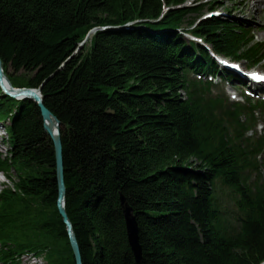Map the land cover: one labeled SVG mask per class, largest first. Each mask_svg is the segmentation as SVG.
Here are the masks:
<instances>
[{"label":"trees","instance_id":"16d2710c","mask_svg":"<svg viewBox=\"0 0 264 264\" xmlns=\"http://www.w3.org/2000/svg\"><path fill=\"white\" fill-rule=\"evenodd\" d=\"M188 2L0 0L5 74L41 88L61 122L65 207L83 264H139L122 195L141 264H264V99L231 100L222 83L234 75L214 56L258 65L264 41ZM7 120L0 264L27 252L76 264L41 108L0 85Z\"/></svg>","mask_w":264,"mask_h":264},{"label":"water","instance_id":"95a60500","mask_svg":"<svg viewBox=\"0 0 264 264\" xmlns=\"http://www.w3.org/2000/svg\"><path fill=\"white\" fill-rule=\"evenodd\" d=\"M97 30V28L92 29L86 36L83 42L80 43L82 46L86 40L88 39L90 33ZM77 52V51H76ZM7 80L9 85L5 82ZM0 85L3 91L10 95L11 97L17 99H33L35 100L42 111V115L44 118V126L52 138L54 147H55V155H56V164H57V179L59 184V197H58V209L60 214L63 216V219L67 225V231L70 239V243L74 252L76 264H83L81 251L79 242L77 240L75 231L73 229L72 222L69 219V216L66 212V185L64 178V155H63V142L61 138V122L58 117L44 104V98L42 95L41 88H33V87H15L10 82L9 78L5 74L3 61L0 57ZM51 119L53 121H51ZM52 122L54 124H52ZM121 203L125 215L127 233L129 244L135 254L137 263L141 264L143 262V249L140 243V229L137 217L134 213L133 207L127 202L125 196H121Z\"/></svg>","mask_w":264,"mask_h":264},{"label":"rangeland","instance_id":"374dc122","mask_svg":"<svg viewBox=\"0 0 264 264\" xmlns=\"http://www.w3.org/2000/svg\"><path fill=\"white\" fill-rule=\"evenodd\" d=\"M246 1L251 5V9L248 11L244 9L246 7ZM188 3L189 5L195 7L201 5L206 6V10L203 15H206V13L207 15L217 14L224 19L243 22L246 26L253 28L256 40L264 41V0H189ZM210 7H216V10L214 12H210L212 10L209 9ZM184 26L188 27V23H185ZM91 34L92 33H90V35ZM228 63L231 64L233 62L228 61ZM236 64L246 73L249 71H260V73H264V60L260 64L253 66L249 65V63L245 61L237 62ZM215 81H220V79L215 78ZM222 84L228 97L232 100L245 99L246 95H249L252 99L264 98L260 94L255 95L252 93L251 89H249L246 84H244L245 87H243V82L238 80H231V82L223 81ZM257 117L262 119L264 122V115H258ZM8 122L9 121L7 120L0 123V153L3 156L8 154L9 151V144L7 143L4 126ZM260 128L261 127L259 126V129ZM10 173L12 176H16V171L12 170ZM5 183L11 185V182L2 173H0V190L4 187ZM24 258L25 257H22L20 259V264H24ZM38 261L40 260L38 259Z\"/></svg>","mask_w":264,"mask_h":264},{"label":"bare ground","instance_id":"6f19581e","mask_svg":"<svg viewBox=\"0 0 264 264\" xmlns=\"http://www.w3.org/2000/svg\"><path fill=\"white\" fill-rule=\"evenodd\" d=\"M245 3H246L245 4L246 7L244 9L246 11L250 10L251 9L250 3L247 2V1ZM5 82L7 83V85H9V82L7 80H5ZM51 121H53V120L51 119ZM52 124H54V123L52 122ZM22 257H25L24 258L25 260L23 259L24 260V264H49V262L47 261L45 255H36V254H34L32 252H27V253L22 254L21 258ZM38 259L40 261H38ZM22 261H21V263H22Z\"/></svg>","mask_w":264,"mask_h":264}]
</instances>
